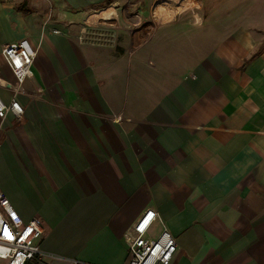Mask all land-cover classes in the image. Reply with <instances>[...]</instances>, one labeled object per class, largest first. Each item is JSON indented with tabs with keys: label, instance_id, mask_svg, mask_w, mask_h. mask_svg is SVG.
Returning a JSON list of instances; mask_svg holds the SVG:
<instances>
[{
	"label": "crops",
	"instance_id": "0c3cea01",
	"mask_svg": "<svg viewBox=\"0 0 264 264\" xmlns=\"http://www.w3.org/2000/svg\"><path fill=\"white\" fill-rule=\"evenodd\" d=\"M185 3L200 21L224 10V0ZM164 5L0 0L5 103L15 80L3 47L27 38L36 52L15 95L21 121H0V192L24 221L41 220L44 264H125L124 236L147 209L176 240L170 264H264V16L225 34L214 19L219 34L183 70L152 41L167 24L145 39L124 29L117 49L86 36L91 23L127 28L145 10L172 19Z\"/></svg>",
	"mask_w": 264,
	"mask_h": 264
},
{
	"label": "built area",
	"instance_id": "2783aa9c",
	"mask_svg": "<svg viewBox=\"0 0 264 264\" xmlns=\"http://www.w3.org/2000/svg\"><path fill=\"white\" fill-rule=\"evenodd\" d=\"M35 55V49L27 38L3 47L1 56L14 77L15 86L8 103L0 98V121L9 113L17 122L21 121L23 108L15 95L24 81L32 77L31 66ZM43 232L39 218L24 221L0 192V264H44L45 254L37 243ZM124 241L128 253L125 264H170L177 249L175 238L152 209L139 215L124 236ZM71 264L87 263L73 261Z\"/></svg>",
	"mask_w": 264,
	"mask_h": 264
},
{
	"label": "rangeland",
	"instance_id": "374dc122",
	"mask_svg": "<svg viewBox=\"0 0 264 264\" xmlns=\"http://www.w3.org/2000/svg\"><path fill=\"white\" fill-rule=\"evenodd\" d=\"M185 1L191 0H165L166 5L164 6H169L170 9H164V12L167 14V17L172 19H163L160 15L154 16L152 10H145L142 11L145 13V18H137L138 20L133 21L132 25L127 28L122 26V22L112 26H98L97 22L91 23L85 30L86 36H89L92 40L93 38H98L99 33H101V38L103 40L96 41V43H101L103 48L111 45L112 48L117 49L119 44H124L125 42V35L123 34L124 29L129 30L127 35H133V39L136 34L144 31L142 36L145 39L147 36L155 33V29L159 24H167L168 27H159V31L154 34L152 41L159 44L161 48H164L165 52L169 53L171 57H175V60L171 62L172 66L175 67L174 69L181 68V70H183L189 68L188 66L196 61V57L200 54L198 53L200 51L196 48L200 46L199 48L202 47L204 50V46L210 43L211 40L209 42H206V40L209 36L211 38V31L215 36L219 34L217 31L218 29H214L215 25H213L214 27L211 25V21L224 18L225 34L230 28H232L230 23L233 20L237 21V19L242 18H253L255 21L259 22L261 17L264 16V10H261L264 9V0H224V10H208L203 15L202 21H200L199 17L203 10L194 9L188 12L184 9L187 7V5L184 6L186 4ZM171 2H178V4H180L178 7L176 6V9H173L174 6ZM238 2L245 6L248 5L249 7L237 9ZM157 5L163 6L162 3L154 4V6ZM117 12L118 18L126 17L122 11ZM130 12L132 13L131 16L136 18L135 14H137L138 11L132 10ZM139 16L142 17L143 15ZM203 23H206L207 26L206 29L202 31V27H198V25ZM76 31L78 33L79 27L76 28L73 33H76ZM198 39L200 41L195 42V40ZM103 43L106 46L103 45Z\"/></svg>",
	"mask_w": 264,
	"mask_h": 264
}]
</instances>
